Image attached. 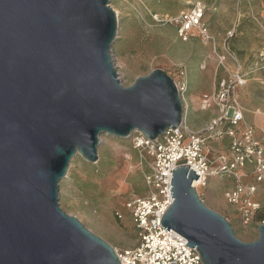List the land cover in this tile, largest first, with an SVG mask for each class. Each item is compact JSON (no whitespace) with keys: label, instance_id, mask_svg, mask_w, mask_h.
I'll use <instances>...</instances> for the list:
<instances>
[{"label":"water","instance_id":"obj_1","mask_svg":"<svg viewBox=\"0 0 264 264\" xmlns=\"http://www.w3.org/2000/svg\"><path fill=\"white\" fill-rule=\"evenodd\" d=\"M111 0H0V264H120L114 247L59 204L73 158L99 160L101 136L156 139L177 128L184 105L156 68L126 87L112 46ZM189 165L173 169L161 224L203 264H264V224L253 242L207 206Z\"/></svg>","mask_w":264,"mask_h":264},{"label":"rangeland","instance_id":"obj_2","mask_svg":"<svg viewBox=\"0 0 264 264\" xmlns=\"http://www.w3.org/2000/svg\"><path fill=\"white\" fill-rule=\"evenodd\" d=\"M195 1L206 5L204 24L213 37L209 43L200 36L188 41L175 39L176 30L168 32L169 25H156L152 21L150 12L178 15ZM111 6L119 19L112 53L124 86H130L137 77L146 76L156 68L167 74L171 68L169 75L176 80L180 79V67L186 74L187 69L192 70L193 82L186 77L188 121L195 129H201L212 113L200 111L198 99L214 91L215 84L224 75L221 69L216 75L217 53L229 50L247 74L246 84L237 90L246 119L258 129L264 127V69L260 68L258 58L264 43L261 27L264 0H111ZM230 67H233L231 63ZM220 145L222 150L216 152L226 153L224 142L220 141ZM98 156L96 163L86 161L79 154L73 158L67 176L59 185L60 207L114 248H131L136 244L138 230L127 216L124 203L134 195L144 196L147 192L139 154L131 149L129 140L104 134ZM251 180L244 179L243 183ZM228 182L229 179L218 177L210 181L205 190L206 205L231 222L237 238L253 242L259 237L257 223L264 219V208L257 221L248 228L243 227L239 215L233 212L223 197V190L219 189L218 185ZM253 200L262 201L259 193H255ZM262 204L264 207V201ZM117 211L124 215V220L116 218Z\"/></svg>","mask_w":264,"mask_h":264},{"label":"built area","instance_id":"obj_3","mask_svg":"<svg viewBox=\"0 0 264 264\" xmlns=\"http://www.w3.org/2000/svg\"><path fill=\"white\" fill-rule=\"evenodd\" d=\"M150 15L156 25L175 26L182 41L195 36L207 43L213 40L204 24L206 5L202 1H195L178 15L151 12ZM261 27L264 31V22ZM217 57L216 75L219 69L224 75L212 93L200 97L199 110L212 113L203 128L195 129L188 121L187 74L180 67V79L174 81L184 105L181 124L169 128L154 140L139 130L128 139L131 149L139 154V167L147 192L144 196L134 195L124 203L138 236L135 246L123 250L114 248L120 264H203L197 249L186 245L185 237L173 229L167 232L161 224L173 202L171 171L178 166L189 165L190 170L200 175L198 181L193 180L192 186L205 204V190L210 181L215 177L229 179L228 183L218 186L223 190L227 204L239 215L243 227L251 226L263 213L264 127L258 129L247 121L246 110L237 96L238 88L247 81L240 60L229 50L217 53ZM258 58L260 68L264 69V43ZM114 62L117 67L116 57ZM220 141L224 142L226 153L216 152L222 150ZM126 158L130 159L127 155ZM244 179L252 180L243 183ZM255 193H259L261 202L253 200ZM115 215L119 221L125 218L118 211ZM257 224H264V219Z\"/></svg>","mask_w":264,"mask_h":264},{"label":"crops","instance_id":"obj_4","mask_svg":"<svg viewBox=\"0 0 264 264\" xmlns=\"http://www.w3.org/2000/svg\"><path fill=\"white\" fill-rule=\"evenodd\" d=\"M170 15V14H169ZM171 30H176V27L175 26H168V32H170ZM176 34H177V31H176ZM175 37V39H177V38H179L178 37V35H176V36H174ZM180 39V38H179ZM171 69V68H170ZM170 69H168V74H171V72H170ZM186 69H187V67H186ZM189 73V74H188ZM178 74V73H177ZM187 76L188 77H190V79H191V82H193V79H194V75H192V70H190L189 69V71H188V69H187ZM174 79V78H173ZM203 92V90H201V93ZM199 100H200V98L198 99V103H199ZM193 103V102H192Z\"/></svg>","mask_w":264,"mask_h":264},{"label":"bare ground","instance_id":"obj_5","mask_svg":"<svg viewBox=\"0 0 264 264\" xmlns=\"http://www.w3.org/2000/svg\"><path fill=\"white\" fill-rule=\"evenodd\" d=\"M116 11V10H115ZM116 13L118 14V12L116 11Z\"/></svg>","mask_w":264,"mask_h":264}]
</instances>
